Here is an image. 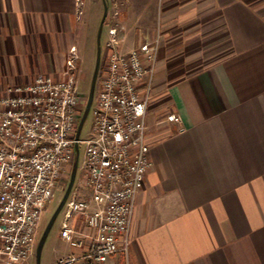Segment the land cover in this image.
Listing matches in <instances>:
<instances>
[{
    "label": "crops",
    "instance_id": "0c3cea01",
    "mask_svg": "<svg viewBox=\"0 0 264 264\" xmlns=\"http://www.w3.org/2000/svg\"><path fill=\"white\" fill-rule=\"evenodd\" d=\"M112 6L118 52L158 36L160 46L152 167L132 249L106 264H264V0ZM78 15L76 0H0V94L40 76L62 79L79 53Z\"/></svg>",
    "mask_w": 264,
    "mask_h": 264
},
{
    "label": "built area",
    "instance_id": "2783aa9c",
    "mask_svg": "<svg viewBox=\"0 0 264 264\" xmlns=\"http://www.w3.org/2000/svg\"><path fill=\"white\" fill-rule=\"evenodd\" d=\"M77 7L82 0H76ZM94 125L82 137L88 99L79 92L76 49L62 79L40 76L0 94V264H29L37 255L42 217L56 190L71 176L85 145L84 199L71 193L61 236L75 251L59 264H106L129 259L139 193L152 167L148 115L155 94L160 36L118 52L111 28ZM170 122L182 123L172 114ZM83 130V129H82Z\"/></svg>",
    "mask_w": 264,
    "mask_h": 264
},
{
    "label": "rangeland",
    "instance_id": "374dc122",
    "mask_svg": "<svg viewBox=\"0 0 264 264\" xmlns=\"http://www.w3.org/2000/svg\"><path fill=\"white\" fill-rule=\"evenodd\" d=\"M83 4L78 8V19L80 20V29L78 32L77 46L79 47V92L80 95L88 99L93 84L98 65L99 50L101 54V63L98 77L95 84L94 103L97 104L101 82L103 78V67L106 63L107 43L110 39L111 20L114 15L112 0H82ZM105 21V22H104ZM104 23L103 27L102 24ZM102 28V29H101ZM101 30V35L99 36ZM84 108V112H85ZM94 119L92 110H90L88 118L82 130V137H86L93 128ZM80 161L77 171V179L73 191L77 199L81 200L86 197L87 192L84 187V174L81 165L84 162L85 145L80 146ZM75 165V164H74ZM74 168V167H73ZM73 172V170H72ZM72 175V173H71ZM71 180V176L56 190L54 198L48 203L45 213L42 217L37 248L48 228L53 216L60 207L64 196L67 192ZM64 219V210L61 211L58 218L52 225L41 255L40 264H59L61 257L70 252L71 247L67 241L61 236L62 221ZM29 264H37V255Z\"/></svg>",
    "mask_w": 264,
    "mask_h": 264
},
{
    "label": "water",
    "instance_id": "95a60500",
    "mask_svg": "<svg viewBox=\"0 0 264 264\" xmlns=\"http://www.w3.org/2000/svg\"><path fill=\"white\" fill-rule=\"evenodd\" d=\"M105 22V21H104ZM104 23L102 24V27H103ZM102 29V28H101ZM101 35V30H100V33H99V36ZM100 63H101V54H100V50H99V55H98V65H97V71H96V74H95V81H94V84H93V88H92V91H91V94L88 98V102H87V105H86V109H85V112H84V115H83V118H82V121H81V124H80V128H79V134L82 132V129L84 127V124L88 118V115H89V112L93 106V103H94V91H95V84H96V80H97V77H98V73H99V69H100ZM78 168H79V155L77 156L76 158V162H75V165H74V169H73V172H72V175H71V180H70V184H69V187L67 189V192L64 196V199L60 205V207L58 208L57 212L55 213V215L53 216L48 228L46 229L45 231V234L38 246V249H37V264H40V260H41V255H42V251H43V248H44V244L46 242V239L48 237V234L50 232V229L52 227V225L54 224L55 220L58 218L59 214L61 213V211H63L72 191H73V188H74V185L76 183V179H77V171H78Z\"/></svg>",
    "mask_w": 264,
    "mask_h": 264
}]
</instances>
